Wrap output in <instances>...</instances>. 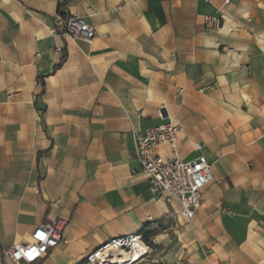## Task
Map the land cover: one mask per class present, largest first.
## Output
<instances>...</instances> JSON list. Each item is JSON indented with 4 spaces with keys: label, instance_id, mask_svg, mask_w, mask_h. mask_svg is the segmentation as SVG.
<instances>
[{
    "label": "crops",
    "instance_id": "crops-1",
    "mask_svg": "<svg viewBox=\"0 0 264 264\" xmlns=\"http://www.w3.org/2000/svg\"><path fill=\"white\" fill-rule=\"evenodd\" d=\"M60 1L0 0V261L59 216L64 242L38 264L145 232L157 264H264V0ZM67 14L91 43L49 33ZM167 121L213 175L190 220L134 157V132Z\"/></svg>",
    "mask_w": 264,
    "mask_h": 264
},
{
    "label": "built area",
    "instance_id": "built-area-1",
    "mask_svg": "<svg viewBox=\"0 0 264 264\" xmlns=\"http://www.w3.org/2000/svg\"><path fill=\"white\" fill-rule=\"evenodd\" d=\"M226 2L228 0H225ZM204 20L210 28L219 27L222 21L220 9L217 8L213 15H206ZM55 27H59L62 35L72 41L91 43L97 34L93 26L75 14L60 15L55 26L48 28L50 34L56 33ZM181 130L178 124L167 121L144 131H135L134 157L147 175L151 190L157 195H163L168 203L178 201L181 216L190 220L200 207L202 191L212 182L213 175L204 155H198L188 161L179 158L177 139ZM163 144L169 147L173 153L172 157L165 158L155 152L156 148ZM65 225L66 220L59 216L40 223L30 233L28 242L14 244L4 251L0 264H38L50 249L64 242ZM137 240L144 243L139 233L109 239L90 252L84 264H112L99 261L103 250L111 248L129 252ZM145 247L149 250L147 245Z\"/></svg>",
    "mask_w": 264,
    "mask_h": 264
},
{
    "label": "bare ground",
    "instance_id": "bare-ground-1",
    "mask_svg": "<svg viewBox=\"0 0 264 264\" xmlns=\"http://www.w3.org/2000/svg\"><path fill=\"white\" fill-rule=\"evenodd\" d=\"M148 251L149 250L146 249L144 243L140 240H137L129 252L122 251L120 249L113 250L108 248L107 250H103L100 253L98 259L102 263L111 262L113 264H131L138 261ZM110 257L111 260H109Z\"/></svg>",
    "mask_w": 264,
    "mask_h": 264
},
{
    "label": "rangeland",
    "instance_id": "rangeland-1",
    "mask_svg": "<svg viewBox=\"0 0 264 264\" xmlns=\"http://www.w3.org/2000/svg\"><path fill=\"white\" fill-rule=\"evenodd\" d=\"M146 245L149 247V251L138 261L133 262L131 264H157L156 259L160 255V249L145 243V246Z\"/></svg>",
    "mask_w": 264,
    "mask_h": 264
},
{
    "label": "trees",
    "instance_id": "trees-1",
    "mask_svg": "<svg viewBox=\"0 0 264 264\" xmlns=\"http://www.w3.org/2000/svg\"><path fill=\"white\" fill-rule=\"evenodd\" d=\"M65 2H66V0H62L58 3V6H57L58 10H60L62 8V6L65 4ZM139 234L142 235V239H143L144 243L149 244L150 246H154V244L151 242V239H150V236L153 234L152 232H145V233H139ZM85 260L78 263V264H84Z\"/></svg>",
    "mask_w": 264,
    "mask_h": 264
}]
</instances>
